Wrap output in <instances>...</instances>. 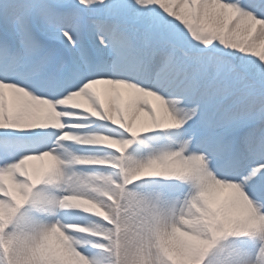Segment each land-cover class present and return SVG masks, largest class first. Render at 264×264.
Here are the masks:
<instances>
[{"label":"snow or ice","instance_id":"1","mask_svg":"<svg viewBox=\"0 0 264 264\" xmlns=\"http://www.w3.org/2000/svg\"><path fill=\"white\" fill-rule=\"evenodd\" d=\"M0 264H264V0H0Z\"/></svg>","mask_w":264,"mask_h":264}]
</instances>
